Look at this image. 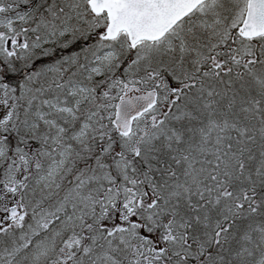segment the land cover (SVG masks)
Listing matches in <instances>:
<instances>
[{"label":"snow or ice","instance_id":"6c2138e0","mask_svg":"<svg viewBox=\"0 0 264 264\" xmlns=\"http://www.w3.org/2000/svg\"><path fill=\"white\" fill-rule=\"evenodd\" d=\"M0 264H264V0H0Z\"/></svg>","mask_w":264,"mask_h":264}]
</instances>
